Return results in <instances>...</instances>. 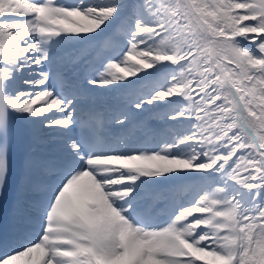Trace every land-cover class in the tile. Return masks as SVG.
<instances>
[{
    "label": "snow or ice",
    "instance_id": "snow-or-ice-1",
    "mask_svg": "<svg viewBox=\"0 0 264 264\" xmlns=\"http://www.w3.org/2000/svg\"><path fill=\"white\" fill-rule=\"evenodd\" d=\"M89 42L103 58L76 82L88 50H66ZM21 120L39 127L14 215L31 220L25 179L43 211L0 264H264V0H0V199ZM77 127L59 164L36 154L43 129ZM163 187L179 198L160 209Z\"/></svg>",
    "mask_w": 264,
    "mask_h": 264
},
{
    "label": "bare ground",
    "instance_id": "bare-ground-1",
    "mask_svg": "<svg viewBox=\"0 0 264 264\" xmlns=\"http://www.w3.org/2000/svg\"><path fill=\"white\" fill-rule=\"evenodd\" d=\"M73 2H75V0H65L64 1V3H73ZM128 2L131 3L132 0H128ZM95 46H96V42H89L83 45H76L72 48L67 49L66 51L69 53L75 54V53L80 52L81 49L89 50L91 48H94ZM71 76H73V73L71 74ZM24 78H28V77L25 76ZM27 87H28L27 85H24L22 83L20 84L21 89H26ZM113 98L115 100H118V102H123V103L126 102V97L118 92L117 93H98L94 97H92L91 100L83 102L81 105H79L78 111L86 107L89 103L90 104L94 103L96 100L99 101L101 104H103L105 102H111ZM150 123L154 128H159L161 126V122L154 118L150 120ZM21 124L23 125L22 127L24 129L25 136H30V130L32 127H37V128L39 127L38 125L36 126L30 125L27 121H23V120H21ZM71 135H72V131L68 133L67 135H60L56 133L55 130L43 129L42 132L40 133V141H39L38 146L36 147V153L43 152V153H46L47 155L51 153H54L56 155H63L64 141ZM25 180H28V179H25ZM48 180H49V177H48ZM50 180L55 181V179L53 178H51ZM28 181H29V185L27 187H23L27 191V193H29V195L30 194L42 195V193L37 192L36 189L32 186L31 181L30 180ZM189 183L191 184L194 182H189ZM187 194L188 193L185 192V193L180 194V196H186ZM156 196H158V198L154 200ZM155 197L153 199H150L149 202H152L154 207L163 208L166 201L176 198V194L172 192L168 187H163L159 193L155 194ZM163 218H164V213L161 211L157 219L162 221Z\"/></svg>",
    "mask_w": 264,
    "mask_h": 264
}]
</instances>
